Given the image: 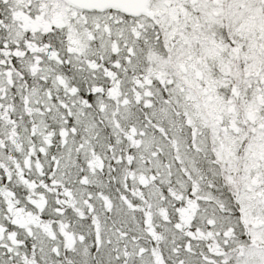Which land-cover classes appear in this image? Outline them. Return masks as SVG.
Returning <instances> with one entry per match:
<instances>
[{
  "label": "snow or ice",
  "instance_id": "1",
  "mask_svg": "<svg viewBox=\"0 0 264 264\" xmlns=\"http://www.w3.org/2000/svg\"><path fill=\"white\" fill-rule=\"evenodd\" d=\"M0 264H264V0H0Z\"/></svg>",
  "mask_w": 264,
  "mask_h": 264
}]
</instances>
